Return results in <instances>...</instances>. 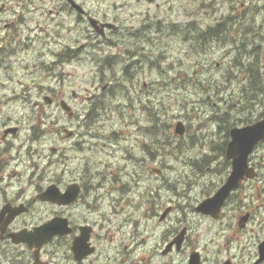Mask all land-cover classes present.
Segmentation results:
<instances>
[{"label": "flooded vegetation", "instance_id": "1", "mask_svg": "<svg viewBox=\"0 0 264 264\" xmlns=\"http://www.w3.org/2000/svg\"><path fill=\"white\" fill-rule=\"evenodd\" d=\"M91 1L0 0V211L6 204L11 211H28L0 236V264H264V140L247 159L255 177L242 180L221 203L197 210L231 173L232 161L225 158L231 129L264 118L260 103L249 113L250 123L226 120L220 145L187 161L181 175L179 161L145 164L143 152L153 158L152 150L164 146L162 138L152 139L156 142L145 149L143 140L127 144L124 132L130 129L120 128L110 109L112 89L120 82L110 68L91 64L93 81L78 90L65 87L66 79L58 89L50 81L44 90L37 87L31 71L45 65L43 59L62 69L69 55L80 63L82 50L94 53L121 33L122 38L135 34ZM149 6L162 16L143 22L159 27L155 35L165 51L170 45L163 39L170 34L180 52L212 50L205 43L218 45L229 29L238 30L243 19L251 18V8L264 22V0L214 5L211 0H156ZM104 24L117 29H100ZM146 27L143 23V50ZM262 33L253 48L259 52H264ZM67 34L75 39L68 42ZM232 49L226 44L215 48L221 55ZM147 61L143 52V77ZM174 70L168 68L162 78L173 83L178 77ZM214 120L221 130V122ZM54 139L58 148L51 147ZM52 166L59 169L54 179ZM48 184L64 196L74 187L76 196L61 206L40 201ZM49 222L56 233L45 241L33 240L29 246L10 239L12 233H33Z\"/></svg>", "mask_w": 264, "mask_h": 264}, {"label": "rangeland", "instance_id": "2", "mask_svg": "<svg viewBox=\"0 0 264 264\" xmlns=\"http://www.w3.org/2000/svg\"><path fill=\"white\" fill-rule=\"evenodd\" d=\"M90 4L111 16L113 14L117 15L124 22L122 26H125V30L132 27V29H137L142 33L143 23L148 26L144 29L146 45L143 52L148 55L144 77L143 64L140 66L131 64V62L138 61L135 58H131L129 61L126 60L127 62L124 64L123 60L126 59L125 55L127 54L120 47L114 48L112 51H107V49L106 51H100L98 57L102 61H108L116 71L121 70V66L124 67L129 63L127 80L119 86L114 85L112 91L116 98L110 104L116 112L115 119L121 124L120 128L124 124L125 128L130 129L124 132L128 140L127 144H133L134 139H137V141L143 140V149L146 148L145 138L143 137V97H141V101L136 97V95H141L144 92L145 98L149 99L148 113L144 114L146 121L148 114L150 117L147 121V127H161L162 104L168 111L166 121L170 125L169 139L163 147L152 150L154 157L150 158L147 150L143 152V159L146 160L145 164L150 165L155 161L156 163L158 161H168L169 164L175 165L173 161H179V169L182 175V170H187V161L200 159L203 151L209 148L215 149L220 145L219 141L226 130L225 127H227L225 118L220 114L228 111L224 105L229 102V95H240L239 88H237L239 78L236 67L239 64L248 65V60L252 58L253 61L256 54L253 53L254 57L251 55L227 56V76L225 69L216 70L217 67L223 66L224 59L220 58L221 55L215 56L213 51H205L199 47H197L194 56L188 55L185 50L180 52V47L177 46V41L172 34L163 39L164 42L170 45L168 51L160 50V39L155 35L159 27L154 22H143L145 17L159 19L162 16V13H159L154 6H149L143 2L136 4L134 0H123V2L119 0V3H115V7L113 6V0H105L104 2L92 0ZM247 17L255 18L254 24L257 26L259 33L261 29H264V22H260L256 8L249 9ZM123 35L121 33L114 38L116 44L120 45ZM140 39L143 43L142 35ZM127 43L132 44L129 39L121 44ZM205 44L209 45L210 40ZM158 51H163V56L157 57ZM172 67H174L175 73L178 72L177 80L173 83L162 78L167 69ZM66 71L72 76L70 79L66 78V81L77 89L79 87L85 88L93 81V77L88 76L92 73V68L88 62L84 70L72 65L67 67ZM121 76L122 74L119 73V78ZM168 77L170 78L171 75ZM143 82L146 86L148 85L144 89ZM151 82L152 84H150ZM224 83L227 84L225 87H223ZM47 85L48 83L45 84V86ZM136 91L137 94L135 95ZM233 103L232 111L228 112L229 122L241 119L246 115L245 111L235 104L237 102ZM245 104L248 105V103ZM19 113L21 114L22 110L19 109ZM119 113L122 115H119ZM214 118L221 122V130L217 129L218 123ZM178 121H181L186 128L185 137L181 139L175 138L172 133L173 126ZM126 124L129 125L126 126Z\"/></svg>", "mask_w": 264, "mask_h": 264}, {"label": "water", "instance_id": "3", "mask_svg": "<svg viewBox=\"0 0 264 264\" xmlns=\"http://www.w3.org/2000/svg\"><path fill=\"white\" fill-rule=\"evenodd\" d=\"M176 127H177V130H179V132L181 133V129H182L181 125H177ZM243 134H244V135L254 136V137H256V138L261 137V134H262V124L257 123V124H255V125L252 126V127L245 128V129L243 130ZM247 152H248V148H247ZM228 183H229V182H228ZM199 209H200L201 211H203V210H204V205L200 206Z\"/></svg>", "mask_w": 264, "mask_h": 264}]
</instances>
